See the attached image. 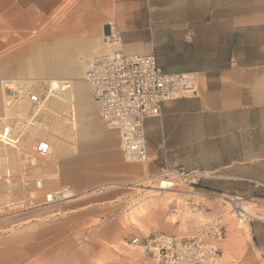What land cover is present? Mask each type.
Segmentation results:
<instances>
[{"label":"crops","instance_id":"crops-1","mask_svg":"<svg viewBox=\"0 0 264 264\" xmlns=\"http://www.w3.org/2000/svg\"><path fill=\"white\" fill-rule=\"evenodd\" d=\"M109 23L124 52L153 55L164 73L197 87L144 120V164L124 160L85 81ZM0 81L52 84L42 117L56 139L45 138L52 150L39 160L42 192L70 194L47 211L9 213L18 198L0 180V264H148L130 243L145 236L127 214L146 183L177 168L196 171L208 192L257 201L248 239L225 227L218 244L222 259L264 263V0H0ZM13 170L0 152V176ZM161 209L140 227H162Z\"/></svg>","mask_w":264,"mask_h":264},{"label":"built area","instance_id":"built-area-1","mask_svg":"<svg viewBox=\"0 0 264 264\" xmlns=\"http://www.w3.org/2000/svg\"><path fill=\"white\" fill-rule=\"evenodd\" d=\"M107 27L106 51L92 59L85 73L89 97L96 103L105 127L118 132L124 160L144 164L149 160L144 120L159 117L160 107L166 101L195 95L197 87L183 73H164L153 55L124 52L121 34L112 23ZM49 84L0 81V91L5 101L0 117V146L15 150L21 162L19 172L1 175L0 180L8 187L10 194L17 195L16 207L21 211L61 205L70 197L65 189L42 192L43 182L34 176L32 160H45L50 155L52 149L49 141L34 136L28 147H24L30 137L29 129L37 123L51 99ZM25 103L28 105L26 115L24 118L17 117L14 109ZM200 181L201 177L196 171L165 169L155 179L156 187L152 189L159 194L169 192L188 197L169 208L174 214L185 210L206 212L203 202L217 199L228 207L237 222L248 224L255 218L243 209L250 204L254 210H258L260 206L256 200L208 192L198 186ZM180 185L185 189L180 190ZM38 191L40 194H37ZM224 236L225 227L220 217L211 216L192 236L177 237L152 232L130 243L142 247L148 264H223L218 243Z\"/></svg>","mask_w":264,"mask_h":264},{"label":"rangeland","instance_id":"rangeland-1","mask_svg":"<svg viewBox=\"0 0 264 264\" xmlns=\"http://www.w3.org/2000/svg\"><path fill=\"white\" fill-rule=\"evenodd\" d=\"M4 101V96H3ZM5 102V101H4ZM5 106V103H4ZM24 118V117H20ZM37 123L34 124L32 128L29 129L31 140L34 136H39L40 138L45 139L48 137L49 140L53 141L55 136L53 133L46 131V128L50 127V121H44L43 117H38ZM42 129L45 131H42ZM28 141V140H27ZM25 148L28 147L27 144L24 145ZM0 152L4 154L5 160L7 161V166L14 168L13 173L19 172L21 169L20 167V155L15 150H10L8 148L0 146ZM34 163L33 167V173L34 176H36L37 179H41L42 182L44 181L43 175H41V166L39 164V160H32ZM200 184V183H199ZM44 186V182H43ZM199 186V185H198ZM156 187L155 182H148L145 184L143 189L139 192L143 195V197H140V199L137 201V205L135 208H133L132 211H130L127 214L128 220H131V222L134 225L138 226V229L143 231L142 236H146L148 233L152 232H160V233H166L168 235H175L177 237L179 236H192L195 234L196 231L201 229V226L209 219L211 216H219L221 223L224 225V227L228 229H232L234 232H236V236L240 239H242V230H240V226L238 222L232 217V215L228 211V207L224 205L221 201L217 199H211L210 201H204L203 205L206 207V212H189L187 210L180 211L177 214H174L169 211L170 207H173L175 203L184 202L188 199L187 196H184L182 194L175 195L173 193H166L162 196L155 195V190L152 188ZM202 188V187H201ZM150 189V190H149ZM180 190H184L185 187L180 185ZM37 194H40L38 191ZM200 200V199H199ZM160 204H162V212L164 213V221L162 227H155V228H146L143 229L140 227V220L145 218L147 214H149L150 208H160ZM246 209L248 210V214L250 216L259 217L258 210L254 211V208L250 204L246 205ZM48 207H38L31 210H41V211H47ZM19 210L17 207L10 208L9 213H14V211ZM26 210V211H31ZM25 212V211H24ZM228 212V213H227ZM257 213V214H256ZM227 214V215H226ZM42 216V217H41ZM39 216L41 220H44L45 217L43 215ZM244 241V240H243ZM226 264L229 263H236L241 262L243 263L242 258H234V257H228L224 255L223 259Z\"/></svg>","mask_w":264,"mask_h":264},{"label":"bare ground","instance_id":"bare-ground-1","mask_svg":"<svg viewBox=\"0 0 264 264\" xmlns=\"http://www.w3.org/2000/svg\"><path fill=\"white\" fill-rule=\"evenodd\" d=\"M49 86H50V92H51L50 94H51V96H53V94H54L53 86H52L51 83L49 84ZM166 193H169V192H161L160 194L157 193V192H155V195L162 196V195H164V194H166ZM246 208H247V207L244 206V209H243V210H245V211L248 213V210H247ZM227 213H228V212H227ZM226 215H227V214H226ZM249 215H250V214H249ZM238 224H239V226H240V230H242L243 238L248 239V236H249V227L247 226L246 222L238 221Z\"/></svg>","mask_w":264,"mask_h":264},{"label":"trees","instance_id":"trees-1","mask_svg":"<svg viewBox=\"0 0 264 264\" xmlns=\"http://www.w3.org/2000/svg\"><path fill=\"white\" fill-rule=\"evenodd\" d=\"M199 187L201 188L202 186L199 184ZM203 188V187H202Z\"/></svg>","mask_w":264,"mask_h":264}]
</instances>
